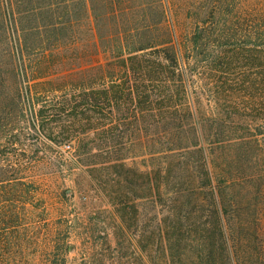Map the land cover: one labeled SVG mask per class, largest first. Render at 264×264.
Instances as JSON below:
<instances>
[{
  "label": "trees",
  "instance_id": "obj_1",
  "mask_svg": "<svg viewBox=\"0 0 264 264\" xmlns=\"http://www.w3.org/2000/svg\"><path fill=\"white\" fill-rule=\"evenodd\" d=\"M41 1L29 2L27 25H6L18 39L0 48V264L23 262V232L44 216H27L40 193L23 183L20 173L30 168L13 166V145L34 135L71 141L72 170L96 130L122 149L144 146L150 109L162 160L156 264H264L261 220L238 214L237 179L227 171L245 161L240 150L251 141L222 146L235 139L198 134L206 125L195 120L188 95L178 12L162 0ZM49 221L70 233L68 216Z\"/></svg>",
  "mask_w": 264,
  "mask_h": 264
},
{
  "label": "rangeland",
  "instance_id": "obj_2",
  "mask_svg": "<svg viewBox=\"0 0 264 264\" xmlns=\"http://www.w3.org/2000/svg\"><path fill=\"white\" fill-rule=\"evenodd\" d=\"M30 1L0 0L1 49L9 39H18L7 34L6 25L12 29L16 19L20 26L28 24ZM162 4L178 12V34L187 48L183 65L188 95L195 120L206 125L198 134L235 139L222 146L251 141L240 150L245 161L235 160L227 171L237 179L232 195L240 207L238 214L261 220L264 249V0H162ZM23 37L19 35L20 40ZM147 120V131L141 134L144 146L122 149L116 138L102 140L97 136L101 130H96L91 147L81 151L72 170L68 168L76 146L71 141L62 144L34 135L12 143L13 166L30 168L20 173L23 183L39 188L40 195L29 201L27 216L44 212L34 223L36 229L23 232L21 264H156L162 160L153 143L158 132L153 109ZM119 158L123 161L116 163ZM84 162L88 166H82ZM59 216L71 220L69 234L61 227L51 230L49 220ZM48 232L58 244L48 242ZM63 242L65 247L58 249Z\"/></svg>",
  "mask_w": 264,
  "mask_h": 264
},
{
  "label": "built area",
  "instance_id": "obj_3",
  "mask_svg": "<svg viewBox=\"0 0 264 264\" xmlns=\"http://www.w3.org/2000/svg\"><path fill=\"white\" fill-rule=\"evenodd\" d=\"M65 148H67V149H68V148H70V146H69V145H66V146H65Z\"/></svg>",
  "mask_w": 264,
  "mask_h": 264
}]
</instances>
